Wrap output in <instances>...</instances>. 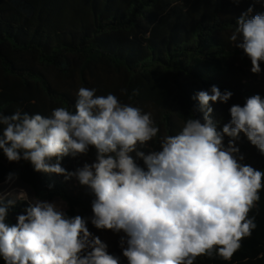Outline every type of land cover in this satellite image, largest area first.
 <instances>
[{
    "label": "clouds",
    "instance_id": "1",
    "mask_svg": "<svg viewBox=\"0 0 264 264\" xmlns=\"http://www.w3.org/2000/svg\"><path fill=\"white\" fill-rule=\"evenodd\" d=\"M230 40L259 75L264 13L253 15L250 6L236 19ZM138 94L134 89L132 95ZM232 95L216 85L198 91L192 99L203 122L190 116L178 134L160 138L159 151L145 154L140 149L159 132L151 112L123 104L111 93L98 96L96 89L81 87L74 111L58 107L50 116L19 109L11 115L0 112V150L9 162L24 160L36 172L74 177L87 187L95 197L91 223L125 234L120 243L128 264H194L202 255L229 261L257 227L249 212L264 188V171L240 163L244 157L235 144L243 133L264 154V98L255 94L243 106L232 105L230 121L218 130L211 105L227 103ZM225 136L230 138L227 146ZM90 147L96 149L95 162L72 172L61 166L64 156L86 155ZM17 201L28 206L9 225L8 210ZM86 225L85 218L69 217L58 202L30 197L24 189L0 192V256L5 264H120Z\"/></svg>",
    "mask_w": 264,
    "mask_h": 264
},
{
    "label": "trees",
    "instance_id": "2",
    "mask_svg": "<svg viewBox=\"0 0 264 264\" xmlns=\"http://www.w3.org/2000/svg\"><path fill=\"white\" fill-rule=\"evenodd\" d=\"M250 6L253 15L264 13V0H0V112L74 111L78 90L94 88L98 96L111 93L123 104L151 112L159 132L140 149L148 154L160 150L161 137L178 134L190 116L203 122L192 97L216 85L233 93L227 103L211 105L222 130L232 105L243 106L255 94L264 98V62L262 72L253 74L250 59L230 40L236 19ZM134 89L138 95H132ZM229 139L224 137L225 146ZM235 144L244 157L240 163L264 171V154L243 133ZM95 159L90 147L86 155L64 156L61 166L72 172ZM136 163L146 168L142 159ZM10 173L39 200H64L65 213L85 218L92 235L125 263L106 229L91 223L95 197L87 187L74 177L36 172L24 160L9 162L0 150V192ZM259 195L249 212L257 227L231 260L202 255L194 264H264V188ZM27 206L17 201L6 223L16 224ZM0 264H5L2 256Z\"/></svg>",
    "mask_w": 264,
    "mask_h": 264
},
{
    "label": "rangeland",
    "instance_id": "3",
    "mask_svg": "<svg viewBox=\"0 0 264 264\" xmlns=\"http://www.w3.org/2000/svg\"><path fill=\"white\" fill-rule=\"evenodd\" d=\"M20 189H24L25 191H27L30 197H34L31 189L28 186L22 184L18 176H13L11 180L8 179L7 182L2 185V192H5V193L18 192ZM53 201L62 204L63 210L66 211L67 204L64 200H62L61 198H57V199H54ZM53 201H48V202H53ZM104 234L107 238L111 239L112 246L114 248L121 250V258L125 262L124 264H128L127 258L123 256V248L120 243L121 237L125 236V234L122 231L117 233V232H113L112 230H107V229H106V232H104ZM125 247H126V244H125Z\"/></svg>",
    "mask_w": 264,
    "mask_h": 264
}]
</instances>
